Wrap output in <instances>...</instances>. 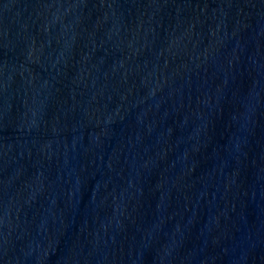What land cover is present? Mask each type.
Listing matches in <instances>:
<instances>
[{
    "label": "water",
    "instance_id": "95a60500",
    "mask_svg": "<svg viewBox=\"0 0 264 264\" xmlns=\"http://www.w3.org/2000/svg\"><path fill=\"white\" fill-rule=\"evenodd\" d=\"M0 264H264V0H0Z\"/></svg>",
    "mask_w": 264,
    "mask_h": 264
}]
</instances>
